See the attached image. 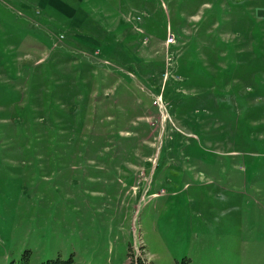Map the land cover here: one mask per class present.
<instances>
[{
    "label": "rangeland",
    "instance_id": "obj_1",
    "mask_svg": "<svg viewBox=\"0 0 264 264\" xmlns=\"http://www.w3.org/2000/svg\"><path fill=\"white\" fill-rule=\"evenodd\" d=\"M69 2L0 0V264H264V0Z\"/></svg>",
    "mask_w": 264,
    "mask_h": 264
},
{
    "label": "crops",
    "instance_id": "obj_2",
    "mask_svg": "<svg viewBox=\"0 0 264 264\" xmlns=\"http://www.w3.org/2000/svg\"><path fill=\"white\" fill-rule=\"evenodd\" d=\"M2 3H4L3 1H1ZM40 6L37 7L34 6V7H37V13H41V16L43 17L44 21L52 26L53 23L56 22H60V19L63 18L65 19V24L64 22L61 23V26H69L71 25L74 26V28H84L85 29V26H84V21L86 19H84L83 21L81 20L80 22H76L75 21V17L70 13L71 12V7H70V2L69 0H40ZM6 9V12H11L13 14H16L17 13L14 11V10H10L8 7H20L19 5H7L6 3H4L3 5ZM28 7H33V4L30 5L28 4ZM51 12L55 13V14H52ZM24 19V17H22ZM67 21V23H66ZM1 25L4 27L3 30H9V28L13 29L14 31L15 30H19V31H22V30H25L26 27L25 26V23H22V26L19 28V29H15V27H13V25H11L10 23H8L6 20H4V18H1ZM28 30L29 27H27ZM10 31V30H9ZM14 34V33H13ZM65 36H68V34L66 33H62L61 34V37L62 38H65ZM94 38L97 40V38L94 36ZM43 40V39H41ZM69 46V45H67Z\"/></svg>",
    "mask_w": 264,
    "mask_h": 264
},
{
    "label": "trees",
    "instance_id": "obj_3",
    "mask_svg": "<svg viewBox=\"0 0 264 264\" xmlns=\"http://www.w3.org/2000/svg\"><path fill=\"white\" fill-rule=\"evenodd\" d=\"M132 246L129 249L128 255L131 258V261L129 264H150L147 262V259L144 258L142 255H135L132 253ZM40 264H75L74 258L72 256L68 258H63L61 256H57L56 258H50L47 259ZM181 264H189V260L187 258H184L181 262Z\"/></svg>",
    "mask_w": 264,
    "mask_h": 264
},
{
    "label": "built area",
    "instance_id": "obj_4",
    "mask_svg": "<svg viewBox=\"0 0 264 264\" xmlns=\"http://www.w3.org/2000/svg\"><path fill=\"white\" fill-rule=\"evenodd\" d=\"M161 96L157 97L156 100H155V103H157L159 105V103L161 102Z\"/></svg>",
    "mask_w": 264,
    "mask_h": 264
}]
</instances>
